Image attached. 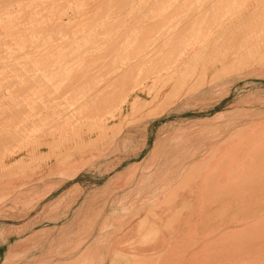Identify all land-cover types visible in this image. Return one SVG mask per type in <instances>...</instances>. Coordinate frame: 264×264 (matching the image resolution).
<instances>
[{"label":"rangeland","instance_id":"374dc122","mask_svg":"<svg viewBox=\"0 0 264 264\" xmlns=\"http://www.w3.org/2000/svg\"><path fill=\"white\" fill-rule=\"evenodd\" d=\"M51 1L0 0V264H98L207 149L264 130V0Z\"/></svg>","mask_w":264,"mask_h":264},{"label":"bare ground","instance_id":"6f19581e","mask_svg":"<svg viewBox=\"0 0 264 264\" xmlns=\"http://www.w3.org/2000/svg\"><path fill=\"white\" fill-rule=\"evenodd\" d=\"M58 2L48 5L56 7ZM99 7L90 9L97 14ZM90 9L82 15L91 13ZM71 19L72 15L66 17V23L55 20L49 27L63 29ZM259 126L242 130L207 149L183 179L168 190L163 201L147 202L138 211L139 216L120 231L114 251L106 248V257L98 259V264H105L108 258L111 264H264V130Z\"/></svg>","mask_w":264,"mask_h":264}]
</instances>
